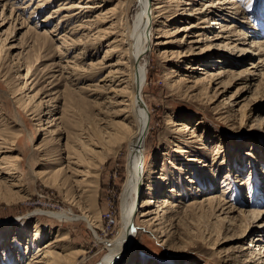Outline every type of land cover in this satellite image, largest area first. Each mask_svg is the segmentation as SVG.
I'll use <instances>...</instances> for the list:
<instances>
[{
  "label": "rangeland",
  "instance_id": "374dc122",
  "mask_svg": "<svg viewBox=\"0 0 264 264\" xmlns=\"http://www.w3.org/2000/svg\"><path fill=\"white\" fill-rule=\"evenodd\" d=\"M61 1L43 6L38 17L30 20L29 10L24 9L22 14V8H18L28 3L27 0H0V69L4 73L0 74V126H6V134L13 135L12 139L15 135L20 136V141L13 146L15 151L6 154L20 158L17 162L19 174H14L19 177L20 185L10 190L0 186V264H24L36 253L38 245L43 246L55 239H62L53 242L55 251L61 254L72 250L78 252L71 254V261L60 259L55 264H99L107 254V246L121 229V193L126 164L131 156L126 142L113 148L106 144L102 148L89 143L84 146L87 162L97 165L93 188L95 208L88 206V192L81 194L70 185L66 188L48 185L38 174L56 166L57 163H46L45 158L55 154L58 144L72 141L74 134L81 130H87L93 137L97 130L112 132V123L122 118L113 117L108 113L110 111L101 109L105 91L98 86L102 85L99 81L107 72L106 68L96 70L98 66H95L93 70L96 72H87L91 77L75 86L68 87V84L66 88L65 80L51 77L49 66L63 49L62 41L52 35L51 38L36 39L34 43L32 33L50 30L54 20L47 23H42V20ZM117 1L110 0L107 6H113ZM120 1L122 6L117 17L125 12L124 26L130 28L139 9L138 3L135 0ZM238 1L245 13L239 17L244 26L239 27L247 33V39L242 43L236 35L231 40L239 48L248 50L242 55L237 51H217L221 55L215 52L209 59L205 56L193 58L195 55H191L188 59L181 57L180 61L176 58L166 61L160 53L161 46L156 45L160 31L155 29L160 28L157 24H154L156 27L150 26L149 43L137 61L142 83L141 96L149 122L142 149L143 168L144 175L150 176L149 172L153 169L152 178L165 175L167 179L156 180V183L165 182L161 193L151 194L149 189L145 191L139 205L146 199L153 202L139 211H156L165 197L176 206L160 211L159 219L151 224L142 222L143 217H138L139 212L136 211L132 216L135 236L116 264H128L129 261L131 264H261L263 257L259 256L263 251L264 228L255 227L252 212L264 210V123L260 122L264 119V49L258 51L251 41L264 46V29L260 25L264 23V0ZM11 10L13 15L10 16ZM16 14L24 17L30 27L37 24L36 31H25L26 27L20 24V19L14 22ZM164 22L170 32L183 25L177 18ZM69 27L70 24H67L64 30L67 32ZM70 37L76 38L77 34ZM28 42L31 47H27ZM37 43L44 48L39 50ZM104 44L97 49L89 48L91 51L82 55L77 67L86 69L88 62L98 65L96 62L104 54ZM201 44L194 45V50L203 47ZM167 46L163 48L167 52L188 49L185 44L171 43ZM80 49L81 45H76L72 53ZM217 57H220L221 63L210 64L207 68L211 72L219 68L224 71L219 79L222 81L221 93L209 100L203 89L204 83L194 84L202 76L200 72L203 69H187L185 66L187 63L202 64V60L212 63ZM28 65H31L33 74L24 85L23 75ZM169 68L174 73H170ZM244 71L252 75H246ZM53 72L58 74L56 68ZM176 73L177 77H172V80L181 76L187 79L186 86L177 90L168 87L165 78ZM73 87L77 91L81 89L82 94H71ZM92 88L95 89L93 92ZM36 91L37 95L33 96ZM55 93L57 96L52 99ZM39 97L49 99L54 106H40L38 110L36 104ZM228 99L232 104H226ZM48 108L53 109L51 115ZM60 113V119L52 125L51 119L59 117ZM37 117L42 119L44 129H37ZM168 117L176 123L188 124L196 135L190 144H183L181 153L174 151L177 139L173 130L176 128L167 124ZM39 148L43 149L40 151ZM108 148L109 153L105 151ZM100 158L102 160L97 163ZM200 162L205 166L198 168ZM14 170L11 171L14 173ZM64 174L68 176L69 172ZM5 177L1 174L0 180H5ZM171 187L180 195L169 191ZM209 194L217 196L213 203L214 211L208 209L203 215L198 207L189 206L191 201ZM223 201L225 204L221 211L218 207ZM107 213L112 217H107ZM225 215L230 217L231 223L221 218ZM37 227L43 234L34 240L32 234ZM256 235L262 241H253V247L247 248ZM26 245H29L28 250Z\"/></svg>",
  "mask_w": 264,
  "mask_h": 264
},
{
  "label": "bare ground",
  "instance_id": "6f19581e",
  "mask_svg": "<svg viewBox=\"0 0 264 264\" xmlns=\"http://www.w3.org/2000/svg\"><path fill=\"white\" fill-rule=\"evenodd\" d=\"M31 1L32 0H27L28 3L21 5L18 8H22V14L23 11L29 10L28 16L30 17V20H33L38 17L40 12L39 10L43 6L50 5L56 0H37L35 4L31 3ZM108 1L110 0H63L59 2L57 4L58 6L51 8L49 13L42 20V23L54 20V24L47 32L45 30L37 32L35 30L37 24H35L34 27H30L24 17H19L20 14H16L14 19L12 18L14 22H18L20 19V24L26 27L25 31L31 33L32 30L36 31L32 33L34 43L36 39H47V37L51 38L52 35L56 36V39L58 37V39L62 41L63 49L56 55V58L49 67L51 69V77H57V79L61 78L65 80V88L68 84V87L75 86V84H78L85 78L91 77V75L88 74L90 71L96 72V70H100L102 67L107 69V72L99 81L102 85H97L99 89H103L105 91V96L102 100L103 102L101 103L103 105L101 106V109L104 108L105 110L110 111L108 113L113 115V117H122L121 120L114 121L112 123L114 125L112 132H109L107 129L97 130L93 137L87 132V130H81L77 134H74L72 141H66L63 145L58 144V148L53 156L50 155L48 158L44 157L47 161L46 163H57L55 164L56 166H52L38 172V174L42 176L44 182L48 185L59 188H66L70 185L74 186L77 191H81V194L83 191L88 192L86 194L89 202L88 206H94L95 198L93 188L97 178V165L87 162V158H85L84 154L85 152L83 151L85 149L84 146L89 143L88 145L102 148L104 144H106L113 148L115 145L123 142L128 144L131 156L126 164L125 181L123 184V191L121 193V229L118 236L107 246V254L99 262V264H116L122 255L125 254L136 233L134 220H132V216L136 211L139 212L138 217H143L141 220L142 222L151 224L159 219L160 211L165 212V209H172L176 206L169 200V198L165 197L162 200V203L158 205L156 211H139L141 207L147 206L153 202L151 199H146L142 200L139 205V199L144 196L145 191L149 189L151 194H155V192L156 194L161 193L163 191V186H165V182L163 183L158 181V183H156V180L167 179V177L165 178V175L160 178H152L151 174L153 173V169L149 172L150 176L144 175L145 170L143 168L144 157L142 149L145 137L148 134L149 122L146 118L147 114L141 96L142 83L137 61L149 43L148 38L150 26L157 24L158 28H160L155 29L160 31V35L158 33V36L156 37L159 39L156 41V45L158 47L161 46L162 50L159 51L162 54V57L164 56L166 61H172L174 58H176L177 61H180L181 57L183 59H188L191 55H195L193 58H201L204 56L208 58L217 51H229L230 53L237 51L241 55L248 51L246 49L239 48L233 43L234 41L231 40L233 36L236 35L238 36V40L240 39L243 41L242 43H244L247 39V33L242 31L239 27L244 26V23L239 19V17L245 13L243 9H240L238 0H199L200 3L198 0H135L138 3L139 9L130 28H126L124 26L126 21L125 12L122 11L120 17H117V13L120 14L118 9L122 6L120 3L121 1H117L113 6H107ZM197 2L199 4L198 7ZM12 11L13 10L10 12V16L13 15ZM176 18L178 19L180 25H183L176 26L174 30L170 32L167 29L168 27L165 26L166 23L164 21L169 22L175 20ZM159 19H163L164 21L162 20L159 22ZM195 19L196 21H193ZM67 24H70V27L66 32L64 30V26ZM107 24L108 27L103 28V26ZM119 24L121 25V28H119ZM260 25L263 30L264 23ZM75 34H77L76 38L70 37V35ZM161 37L168 39L163 40ZM220 39L221 41L218 42L217 40ZM30 41L32 42V39ZM29 43L30 42H28L27 47H31V44L29 45ZM103 43H106V45L104 44V54L102 55V58L96 62L98 65L88 62L86 67L87 70L79 69L77 67V61L82 58V55H85L86 52L89 54V51H91L89 48L91 49V47H93L94 49H97V47L103 45ZM171 43L181 45L185 44L188 46V49L184 52L181 50L178 52L164 51L163 48L166 49L168 47L167 45H171ZM199 43H202L201 45L203 47L198 48L199 50L195 51L193 46ZM37 44L39 50L44 48V45L40 43ZM252 44L256 46L258 51L264 49L263 44H259V42L251 41V45ZM76 45H81V49L77 53H72L74 52L73 49ZM219 55H221V53H219ZM219 58L220 57H217L215 62L212 63L199 59L202 60V64H199L203 66L202 68L197 65V62L192 63V65L187 63L185 66L187 69H203L201 70L202 72H200V75L202 74V76H200L194 84L197 85L204 83L203 89L206 90L209 100L216 98L221 93L220 88L222 87V81L219 79L224 74V71L219 68V70L211 72L207 68L210 67V64L214 65L215 63H221ZM95 66L98 67H96V70H93ZM54 68H56V71L58 72L57 75H54ZM167 70H169L170 73L173 72L172 68ZM2 71L3 70L0 69V74L4 75ZM244 72L246 75H252L248 71ZM32 74L31 65H28L26 72L23 75V78L25 79L24 85L28 83ZM172 77H177V73L171 76L166 75L165 77L167 79L168 87L177 90L180 87L186 86L185 82H187V79L184 80L181 76L178 77V79L172 80ZM93 89L94 88H92L91 91ZM77 90L73 87V93L71 94L76 93L80 96L82 94V90ZM56 94L57 93L53 94L51 98L54 99ZM34 95H37V91L33 94V96ZM227 101L228 102L226 104H232L230 103L231 99H228ZM96 104L98 103H95V105ZM36 105H38V110H40V106H54H51L49 99L43 100L42 97ZM47 110L48 114L51 115L53 109L48 108ZM106 116H108V114ZM60 117L61 113L59 117L52 118L50 121L53 123L52 125H55L56 119L59 120ZM36 121L37 129H44L42 127V119L37 117ZM260 122L264 123V119ZM167 124L176 128L173 130V134H175V138L177 139L174 142V146H176L174 151L177 153L183 152V144H190L191 140L196 137L195 133L191 130L188 124L184 122L176 123L172 120V117H168ZM105 127L108 128L107 126ZM6 133V126H0V175H6L5 180H0V186L10 190L12 187L20 185L19 177L14 175L15 173L19 174L17 162L20 158L18 156L7 155L12 151H15L13 146L15 143L20 141V136L15 135L14 139H12L13 135H7ZM42 149L43 148H41L40 151ZM105 151L109 153L110 149L108 148ZM45 153L48 154L47 152ZM101 160V158L97 159L96 162L100 163ZM200 163V166L197 165L198 168L205 166L203 162ZM13 169H16L14 170V173L11 171ZM65 171L69 172L68 176H65ZM189 181L193 182L192 179ZM84 187L86 190H83ZM172 189V187L169 188V191H175L177 195H180L176 189ZM85 199L87 200V198ZM216 200L217 196L209 194L205 195L200 200L195 199L191 201L189 206H191V208L198 207L201 212L200 214H203L208 211V209L214 211L215 206H213V203ZM224 204L225 201H223L220 205L218 204V208H220L221 211V207H223ZM205 206L208 207L205 208ZM153 213L155 214L152 215L151 218L145 219ZM252 216L254 217L253 222L256 223L255 227L263 229L264 210L252 212ZM221 218L224 221H230V217L228 215ZM249 225L250 224H247V226ZM42 234L41 228L37 227L34 230V234H32V236H34L33 239L37 240L39 236H42ZM259 237L260 236L258 235L253 237L247 248L253 247V241L254 243L262 241ZM61 240L62 239H55L53 242ZM53 242L43 246L38 245L36 247V253L29 258L28 262L25 261L24 264H55L56 261L60 259L71 261L70 259L73 258V256L71 258V254L74 255L75 253H78L77 251L72 250L66 254H61L52 248ZM262 247V255L259 257H263L261 264H264V245H262ZM25 248L28 250L29 245H26ZM256 256L257 254L254 255L253 258ZM128 264H131V262L129 261Z\"/></svg>",
  "mask_w": 264,
  "mask_h": 264
},
{
  "label": "built area",
  "instance_id": "2783aa9c",
  "mask_svg": "<svg viewBox=\"0 0 264 264\" xmlns=\"http://www.w3.org/2000/svg\"><path fill=\"white\" fill-rule=\"evenodd\" d=\"M107 217H112V215L110 213H107Z\"/></svg>",
  "mask_w": 264,
  "mask_h": 264
}]
</instances>
